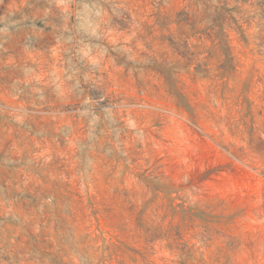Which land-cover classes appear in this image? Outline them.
<instances>
[{
    "label": "rangeland",
    "instance_id": "obj_1",
    "mask_svg": "<svg viewBox=\"0 0 264 264\" xmlns=\"http://www.w3.org/2000/svg\"><path fill=\"white\" fill-rule=\"evenodd\" d=\"M0 264H264V0H0Z\"/></svg>",
    "mask_w": 264,
    "mask_h": 264
}]
</instances>
